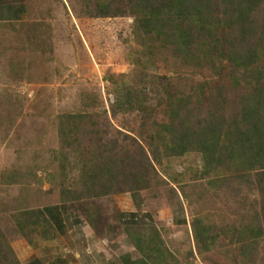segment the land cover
I'll return each instance as SVG.
<instances>
[{
  "label": "rangeland",
  "instance_id": "1",
  "mask_svg": "<svg viewBox=\"0 0 264 264\" xmlns=\"http://www.w3.org/2000/svg\"><path fill=\"white\" fill-rule=\"evenodd\" d=\"M102 1L111 9L118 2ZM120 1L125 10L134 2ZM0 3L20 12L0 19V232L11 251L18 239L37 242L31 228L17 229L18 219L32 224L41 207L62 203L61 197L72 196L68 191H80L87 162L93 167L111 155L120 167L112 184L116 193L65 201L81 216L79 227L90 216L100 240L99 252L79 243V259L96 253H101L96 264L99 257L116 264L140 259L124 230L137 222L159 233L162 264H264V182H257L229 153L212 150L209 160L195 149L166 156L152 134L154 121L166 119L163 102L168 96L197 105L190 119H203L200 132L216 112L232 127L251 90L243 88L244 82L231 88V67L221 57L212 68L204 57L210 52L200 41L197 51L165 50L155 33L136 32L131 16L95 17L96 0ZM262 17L264 13L258 15ZM196 55L191 63L188 58ZM259 63L264 74V58ZM129 88L144 94L149 110L113 115L116 90ZM68 114L79 118L63 119ZM77 120L86 126L78 127ZM223 144L230 147L223 141L219 146ZM194 226L200 233L207 229L208 238L196 241ZM256 228L262 231L258 237L252 236ZM150 236L143 230L144 238ZM146 242L141 250L157 261ZM6 255L0 264H18L14 251Z\"/></svg>",
  "mask_w": 264,
  "mask_h": 264
},
{
  "label": "trees",
  "instance_id": "2",
  "mask_svg": "<svg viewBox=\"0 0 264 264\" xmlns=\"http://www.w3.org/2000/svg\"><path fill=\"white\" fill-rule=\"evenodd\" d=\"M120 2L118 0L115 8L111 9L110 4L96 0L95 17L131 16L134 18L136 32L139 33L140 30H143L142 32L146 36L155 33L156 39L160 38L159 46L165 50L169 48L174 53L197 51L200 41L210 52L204 56L209 59L207 64L215 68V62H219L217 59L219 56L223 63L231 67L229 69L231 71L230 81H228L231 88L244 82L243 88L251 90L240 107L239 118L233 122L230 129L222 119H219L217 112L211 113L201 131L204 133L203 137L198 127L203 119L196 122H192L190 119L191 112L194 110L192 108H197V105L181 104L180 99L168 96V99L163 102L166 106V119L154 121L152 129L153 136L165 149L166 156L173 154L180 156L195 149L194 151L202 152L204 157L209 160L212 150L218 154L229 153L237 159L235 160L237 165H246V171L255 176L258 179L257 182H264V87H261L264 84V74L260 71L261 64L259 63L264 58V17L258 18L259 14L264 13V0H134L129 10H125ZM19 14L20 12H16L10 5L4 7L0 3V19L14 18ZM197 56L188 59L192 58V63L199 58ZM184 63L188 66L191 65L187 59ZM220 65L222 66V63ZM254 65L255 67H253ZM233 71L239 76H236ZM116 91L114 102L111 105L113 115L117 113L130 114L137 111L145 114L149 110L145 105L146 98L141 91L131 88ZM201 95L202 92H199L197 103ZM72 116L74 115L68 114L62 117L66 120L79 118L78 115H75V118ZM75 124L82 127L85 122L77 120ZM224 127L226 131L223 133ZM149 138L150 144H152L151 154L157 162V150L151 143V135ZM222 141L229 143L230 147L227 148L226 144L219 146ZM116 160L109 155L107 159L101 158L93 163V167L88 161V173L84 170L85 167L81 170L82 174L88 175L85 176V181H82L80 191H68L67 194L72 196L61 197L62 201L78 202L85 198L90 201L115 194L116 191L112 184L118 181L120 168ZM113 161L116 163L115 165ZM111 165L114 166L111 167ZM116 169L117 171H114ZM136 190L130 189L132 200L138 206L139 198ZM62 193L64 194V192ZM62 193L61 196H64ZM37 210L39 211V209ZM86 216L88 223L95 230L92 219L90 216ZM34 218L32 224H26L25 221L21 222V219H18L17 229L22 231V229L31 228V234H35L36 241L50 239L51 226L48 220L43 217L42 212L39 211ZM175 220L177 221V219ZM124 230L141 256L140 259L134 261L123 260V264H162L159 262V253L163 255L162 252L165 249L160 250L156 244L161 239L155 227L151 225L145 227L135 222L125 225ZM143 230L151 236L144 238ZM255 230L257 233L252 236H260L261 229L256 228ZM207 233V229L200 233L196 226L193 227L194 238L198 242L203 237L206 240ZM143 239H147L146 246L151 250L150 252L157 254V261L152 254L141 250ZM27 242L29 243V241ZM150 244L154 249L149 248ZM208 248L209 245L206 249ZM4 251L13 254L0 232V256L6 255Z\"/></svg>",
  "mask_w": 264,
  "mask_h": 264
},
{
  "label": "crops",
  "instance_id": "3",
  "mask_svg": "<svg viewBox=\"0 0 264 264\" xmlns=\"http://www.w3.org/2000/svg\"><path fill=\"white\" fill-rule=\"evenodd\" d=\"M40 211L50 223V239L37 240L36 244H29L25 239L12 242V249L19 264H96L94 259L101 253H96L95 258L87 257L86 261L79 259V243L83 245V249L88 247L86 251L99 252L100 240L89 223L82 222L86 226L79 227L81 216H78L75 207L62 202L45 205ZM17 245H21V248L16 247ZM69 246L71 252L64 249H69ZM99 264L116 262H106L99 257Z\"/></svg>",
  "mask_w": 264,
  "mask_h": 264
}]
</instances>
